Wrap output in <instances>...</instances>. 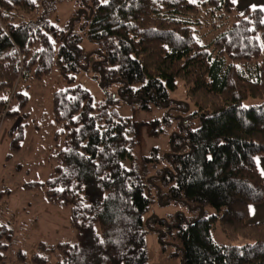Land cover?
<instances>
[{
  "label": "trees",
  "instance_id": "16d2710c",
  "mask_svg": "<svg viewBox=\"0 0 264 264\" xmlns=\"http://www.w3.org/2000/svg\"><path fill=\"white\" fill-rule=\"evenodd\" d=\"M60 1L0 0V120L24 118L27 82L56 70L65 86L52 91L51 114L62 144L49 152L46 180L20 187L67 209L74 242L38 241L35 253L18 250L9 263L14 219L0 220V264H148V230L161 245L172 236L179 264H264V222H248L249 206L264 200L256 162L264 155V4L237 13L233 0H67L73 6L61 28ZM83 40L94 47L85 50ZM87 56L85 66L128 102L194 106L196 128L146 158L160 164L152 177L133 165L136 124L112 99L95 102L74 83ZM177 80L183 101L169 97ZM20 123L6 132L9 152L19 151ZM151 178L161 204L194 216L144 221ZM215 227L226 242L213 239Z\"/></svg>",
  "mask_w": 264,
  "mask_h": 264
},
{
  "label": "rangeland",
  "instance_id": "374dc122",
  "mask_svg": "<svg viewBox=\"0 0 264 264\" xmlns=\"http://www.w3.org/2000/svg\"><path fill=\"white\" fill-rule=\"evenodd\" d=\"M72 6L73 4L67 0L57 4L56 23L59 27L65 25ZM78 24L76 23L75 26L78 27ZM81 46L85 50L94 47L86 40L82 41ZM92 58L87 56L85 60H81V65L84 67L75 72L74 83L85 88L95 102L112 99V108L118 115L127 117L136 124L133 165L138 171L146 170V177H152L160 164L152 166L146 162V158L152 155L159 157L169 146L173 134H183L187 128H196L198 119L188 117L194 106L188 105L187 109H183L180 104H171L169 107L149 104L147 108H143L128 102L118 94L116 84L102 83L98 71L88 63L85 66V62L87 60L90 62ZM27 83L26 90H23L28 96L22 110L26 114L25 117L13 121L0 120V190H9L7 195L0 198V220L6 222L14 219L15 222L13 220L11 223L16 229L5 255L9 263L14 260L15 252L18 250L26 252L27 257L35 253L38 241L47 244L61 241L74 242V234L67 224V209L50 206L44 199L43 190H25L20 187L26 182H43L52 168L53 161H49V152L56 147L60 148L63 138L61 125L52 118L50 96L54 89L63 88L65 83L60 80L54 69L40 81L29 80ZM176 86L174 91L169 92V97L183 101L184 87L179 80L176 81ZM19 122L22 125L20 148L18 152H9L6 132L13 131ZM153 151L156 153L154 154ZM147 185L144 193L151 203L143 215L144 221L157 218L168 224L171 222L170 217L177 212L189 218L194 216L179 204L172 202L161 204L158 197L162 191L156 179L151 178ZM159 228L165 232V226ZM170 230L172 231V228ZM211 235L216 241L226 242L218 227L211 231ZM161 241L162 245L152 231L146 232L148 264H179L175 255V240L172 236L166 233ZM236 242L241 243L243 240Z\"/></svg>",
  "mask_w": 264,
  "mask_h": 264
},
{
  "label": "crops",
  "instance_id": "0c3cea01",
  "mask_svg": "<svg viewBox=\"0 0 264 264\" xmlns=\"http://www.w3.org/2000/svg\"><path fill=\"white\" fill-rule=\"evenodd\" d=\"M264 4V0H235L234 9L241 13L246 8H257ZM257 167L264 183V155L257 158ZM249 223L264 222V200L261 204L249 206Z\"/></svg>",
  "mask_w": 264,
  "mask_h": 264
},
{
  "label": "snow or ice",
  "instance_id": "6c2138e0",
  "mask_svg": "<svg viewBox=\"0 0 264 264\" xmlns=\"http://www.w3.org/2000/svg\"><path fill=\"white\" fill-rule=\"evenodd\" d=\"M9 2H11V0H9ZM32 2L35 3V0H32ZM233 2H235V0H233ZM262 22H264V21H262Z\"/></svg>",
  "mask_w": 264,
  "mask_h": 264
}]
</instances>
